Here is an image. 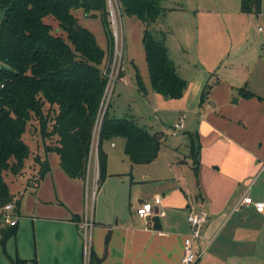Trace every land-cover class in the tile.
<instances>
[{
    "label": "crops",
    "instance_id": "obj_1",
    "mask_svg": "<svg viewBox=\"0 0 264 264\" xmlns=\"http://www.w3.org/2000/svg\"><path fill=\"white\" fill-rule=\"evenodd\" d=\"M202 1L186 7L178 1V6L170 9L191 13L192 21L198 26L195 12L203 8ZM223 1L222 18H225L231 6L229 0ZM185 18L187 21V14ZM168 22L175 28L182 27L183 23L187 25L174 15L169 16ZM230 27L227 30L231 35ZM258 29L262 30L261 26ZM168 36L164 32L161 37L165 41ZM235 53L238 58L246 57L241 49ZM222 56L220 60L224 61ZM191 58L190 51L182 46L177 57L181 63H178L190 66ZM257 60L253 55L251 62ZM204 71L195 73L192 85L184 77L187 88L183 96L169 98L183 101L177 111L179 119L184 116V127L179 130L184 136L171 137L178 136V131L174 134L172 130L178 121L167 124L170 110L163 112V119L159 117L151 123L155 129L150 130H162L166 138L157 157L149 163L131 161L125 151L124 137L107 139L103 149L108 155V175L102 184L96 185L99 170V129L96 127L84 179L70 178L60 166L58 155L42 149L40 153L49 159L51 171L40 182L36 176L29 181L27 177L24 191L16 192L23 197L28 189L33 207L26 204L25 197L24 202L21 198L16 233L8 239L5 249L0 245L5 254L9 258L36 257L39 264H85L89 252L87 239L90 250L93 248L104 257L101 264H186L183 261L185 238L191 234L188 215L205 211L208 220L201 236L194 241L196 249L203 250L198 264H264V210L242 203L246 195L264 201V175H261L264 172V98L237 94L238 102H234L236 97L232 99L235 93L230 81L210 82L207 74L200 76ZM124 74L125 71L121 78ZM207 82L214 87L201 101ZM145 99L150 101L148 97ZM185 136L190 140V153L179 151ZM92 186L93 194L98 187L94 206L89 194ZM145 201L152 202L156 212L147 220L137 214V207ZM158 210L164 214L157 215ZM74 214H79L82 221L92 222L87 238ZM108 232L111 235L106 244Z\"/></svg>",
    "mask_w": 264,
    "mask_h": 264
},
{
    "label": "trees",
    "instance_id": "obj_2",
    "mask_svg": "<svg viewBox=\"0 0 264 264\" xmlns=\"http://www.w3.org/2000/svg\"><path fill=\"white\" fill-rule=\"evenodd\" d=\"M120 2L123 12L137 16L147 26L164 11L159 0ZM0 7L5 10L0 21V61L5 64L0 66V205L16 198L17 210L20 208L22 194L11 191L6 175L22 173L34 155L25 138L32 123L33 135L41 136L42 146L38 143V148L45 153L55 152L60 166L72 179L86 177L93 133L100 117L99 185L108 175V155L103 149L107 139L124 137L125 151L133 163H149L157 157L165 132L151 131L133 116L112 115L109 107L100 114L109 80L102 64L113 59L115 50L105 19L107 0H0ZM76 8L102 15L107 50L98 43L94 32L80 23L72 12ZM262 8V0H241L243 12L259 14ZM143 43L153 89L167 98L182 97L187 80L178 73L165 41L146 27ZM137 78L139 88L146 91L139 73ZM212 86L210 82L205 84L201 101L208 97ZM240 95L262 98L246 88L240 90ZM36 154L40 182L51 171V164L40 150ZM195 170L198 172V167ZM74 219L78 224L82 221L79 214H74ZM15 233L16 226L0 228V245L4 249ZM110 235H106V244ZM10 258L12 264H39L36 257ZM103 259L91 248L88 264H101Z\"/></svg>",
    "mask_w": 264,
    "mask_h": 264
},
{
    "label": "rangeland",
    "instance_id": "obj_3",
    "mask_svg": "<svg viewBox=\"0 0 264 264\" xmlns=\"http://www.w3.org/2000/svg\"><path fill=\"white\" fill-rule=\"evenodd\" d=\"M117 1L118 8L115 24L118 25V37L120 40V43L118 42L119 50L116 53L117 35L112 12L108 5V14L105 16V19L113 34L115 50L113 59H108L106 63L102 64L109 75L112 72V65L114 63L116 64L114 77L115 74L117 76L108 103L109 111L112 115H116L117 117L133 116L137 122L149 129H155L151 126V123L158 121L159 117L163 119V112L166 110L171 111V116L166 117L167 124L171 125V123L179 121V112L177 108L182 106L183 101L179 102V99L161 97L152 87L143 43V34L146 27L159 38H162V33L167 32L169 36L167 38L168 40H165V43L170 47L169 54L177 62L176 68L178 73L182 77L187 78L191 85L195 73L200 69H204V73L200 74V76L207 74V77L210 76V82H213V80L221 81V79H223V82L225 80L230 81V84L233 86V93H235L232 99L238 97L237 94L240 95V90L242 88L252 90L258 96L264 98V0H262V12L259 14H247L240 10L241 0H229V6H231L230 14H228L229 16H225V18H222V8L223 5L225 6L223 0H159L160 4L164 7V11H162L156 21L150 23L148 26L137 16L123 12L120 0ZM178 1L182 2L184 7H186V4L202 1L203 8H199V11L195 12L198 13V26H196V22L194 24V21H192L194 18H191V13L188 15V13H185L184 10L179 8L170 9L172 6H178V4H176ZM72 12L78 17L82 25H85L94 32L98 43L107 50L108 35L102 15L98 11L86 13L82 8L73 9ZM188 12L190 11L188 10ZM186 14L188 18L187 21L185 20ZM4 15L5 10L0 7V21L4 18ZM171 15H174L180 22L185 21L187 25L183 23L182 27L175 28L174 25L168 22V18ZM51 21L54 27H57L56 22L54 20ZM229 25H231L233 30L232 36L227 30ZM259 26H261L262 30L258 29ZM161 30H163V32ZM191 30H193V33ZM55 31L59 32L60 30L56 29ZM231 44H233V46L229 47ZM181 45L190 51L191 57L193 56L190 66L185 65V63L183 65L179 64L181 62H179L177 57L182 50ZM228 49H230V51H227ZM240 49L242 53L245 52V59H241L243 57L238 58L236 55L235 52L240 51ZM246 49H248L247 52ZM222 54L224 61L220 60ZM253 55L258 58L255 63L251 62ZM116 57L118 58L116 59ZM205 64L206 66L204 68L203 65ZM3 65L5 64L0 61V66ZM124 71V77L121 78ZM138 73L145 86L146 95L143 94L144 90L139 88ZM213 87L214 86L210 88L209 93H211ZM147 97L150 101L145 99ZM105 105L106 103L103 107H105ZM34 124L35 123H32V125L30 124L25 132L26 141L30 143L34 155L28 159L27 166L25 167L26 169L22 173L18 175L9 173L6 175L12 192H18L19 190L24 191L23 186L25 185V179L28 177L27 180L29 181L35 176L37 177L36 174L40 165L37 163L34 156L38 155L36 153H38L39 150L40 152L42 151V147L38 150V143L42 146V142L39 134L33 135L32 133ZM179 130L177 132L178 136L173 135L171 137L177 139L185 135L184 132ZM181 142L179 151L182 153H190L189 138L185 136L182 138ZM261 175H264V172ZM97 178L96 175V185ZM257 183H259L258 180ZM92 188L93 186L89 194L93 198L94 206L98 187L96 186V188H94V194ZM29 193L27 189L24 194L25 196L22 197V202H24L25 197L26 204H29V207L32 209V197L28 196ZM6 255L4 249L2 250L0 246V262L2 264H12L11 258Z\"/></svg>",
    "mask_w": 264,
    "mask_h": 264
},
{
    "label": "built area",
    "instance_id": "obj_4",
    "mask_svg": "<svg viewBox=\"0 0 264 264\" xmlns=\"http://www.w3.org/2000/svg\"><path fill=\"white\" fill-rule=\"evenodd\" d=\"M107 3L110 7V10L112 12V18L114 20L117 19V8H118V1L117 0H107ZM115 31H116V53L119 50L118 42L120 43L119 37H118V25L115 24ZM118 57H116L117 59ZM116 64L114 63L112 65V72L109 75V80L102 104V110H101V116L104 114L107 105L109 103V97L112 93L113 84L116 79V74L114 77V70H115ZM106 103L105 107L104 104ZM101 123V117L98 121V124L96 125V129H99ZM175 126L172 128L173 133L175 134L179 129H182L184 127V116H181L178 122L174 124ZM97 177H99V170L97 172ZM98 183V178H97ZM99 185V184H98ZM242 203L247 204H254L256 208L260 211L264 210V201L263 200H255L252 196L246 195L242 198ZM157 215L164 214L163 211L158 210ZM137 214L143 219H148L151 216L156 215L155 207L152 202L145 201L140 206L137 207ZM18 212H17V204H16V198H14L13 201L7 202L6 204L0 205V228L3 226H15L17 224L18 219ZM208 220V214L205 211L200 212H191L188 215V221L190 222L191 226V234L185 238V256L183 261L186 264H194L198 258L202 255L203 250L201 248L196 249L195 247V240H197L201 236L202 228L204 224ZM81 224V229L83 231V234L87 238L89 228L92 227V222L89 221V219H83ZM87 247H89L88 257L85 264H88L89 261V255H90V242L85 240Z\"/></svg>",
    "mask_w": 264,
    "mask_h": 264
},
{
    "label": "water",
    "instance_id": "obj_5",
    "mask_svg": "<svg viewBox=\"0 0 264 264\" xmlns=\"http://www.w3.org/2000/svg\"><path fill=\"white\" fill-rule=\"evenodd\" d=\"M233 101H234V102H238V97H236Z\"/></svg>",
    "mask_w": 264,
    "mask_h": 264
}]
</instances>
